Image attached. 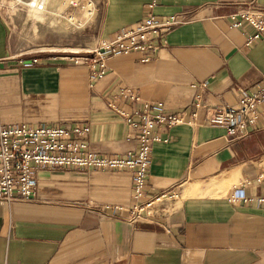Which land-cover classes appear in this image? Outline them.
<instances>
[{
  "label": "crops",
  "instance_id": "1",
  "mask_svg": "<svg viewBox=\"0 0 264 264\" xmlns=\"http://www.w3.org/2000/svg\"><path fill=\"white\" fill-rule=\"evenodd\" d=\"M95 2L94 48L152 3L154 16L188 22L160 37L151 62L119 55L92 80L74 61L77 43L44 28L41 45H21L15 17L0 13V127L85 122L93 154L124 156L137 142L109 104L128 111L118 94L130 90L141 99L133 109L161 104L183 115L184 124L157 130L166 142L152 146L146 179L147 196L179 197L153 223L130 224L117 208L131 204L129 171L39 169L33 202L0 204V264H264V116L242 138L204 124L210 108L264 83V37L245 46L250 29L227 19L249 5L264 13V0Z\"/></svg>",
  "mask_w": 264,
  "mask_h": 264
},
{
  "label": "built area",
  "instance_id": "2",
  "mask_svg": "<svg viewBox=\"0 0 264 264\" xmlns=\"http://www.w3.org/2000/svg\"><path fill=\"white\" fill-rule=\"evenodd\" d=\"M20 5L37 11H42L44 6L43 0L27 3L23 0H0V13L13 17L18 11L14 12V8ZM153 7L154 3L147 7L140 22L74 61L87 67L92 80L105 76L108 60L119 55L137 53L140 62H151L159 51L160 37L188 22L178 15L156 17L151 13ZM227 19L231 28L250 29L245 35V46H251L264 37V13L252 5L228 15ZM35 63L36 60H33ZM118 101L124 103L128 111L117 108L115 104L109 106L124 120L137 142L136 148L124 156L93 154L88 146L90 125L85 122L0 127V204L33 202L35 173L39 169L122 170L132 175V199L127 208H117L128 213L130 224L156 221L157 215L175 202L179 194L174 189H168L158 195H146L152 146L166 142L157 130L169 129L185 121L181 114L165 112L161 104L142 103L140 109L131 108L133 104L141 103V99L130 90H121ZM195 107L199 108L200 103H196ZM261 108H264V83L243 92L235 104L223 103L210 108L204 124L224 130L231 138H242L256 130L260 118L264 116ZM258 201L264 202V199Z\"/></svg>",
  "mask_w": 264,
  "mask_h": 264
},
{
  "label": "rangeland",
  "instance_id": "3",
  "mask_svg": "<svg viewBox=\"0 0 264 264\" xmlns=\"http://www.w3.org/2000/svg\"><path fill=\"white\" fill-rule=\"evenodd\" d=\"M23 1L27 3L30 0ZM43 4L42 11L24 5L14 8V12L17 10L18 12L11 18L15 17L13 22L17 33L20 34L21 45L28 44L34 47L41 45L42 31L45 28L51 30L53 41L60 40V36L66 35L71 45L77 43L83 56L94 48L92 22L97 6L95 0H43Z\"/></svg>",
  "mask_w": 264,
  "mask_h": 264
}]
</instances>
